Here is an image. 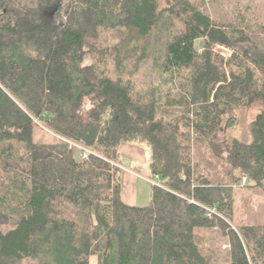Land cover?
I'll return each instance as SVG.
<instances>
[{
	"label": "trees",
	"instance_id": "obj_1",
	"mask_svg": "<svg viewBox=\"0 0 264 264\" xmlns=\"http://www.w3.org/2000/svg\"><path fill=\"white\" fill-rule=\"evenodd\" d=\"M216 2L0 0V264H264V224L232 226L242 177L264 182V22ZM122 141L151 149L145 206Z\"/></svg>",
	"mask_w": 264,
	"mask_h": 264
},
{
	"label": "rangeland",
	"instance_id": "obj_2",
	"mask_svg": "<svg viewBox=\"0 0 264 264\" xmlns=\"http://www.w3.org/2000/svg\"><path fill=\"white\" fill-rule=\"evenodd\" d=\"M213 8H210L212 16L217 19H229L242 16L245 22L253 25L264 22V0H217ZM199 47V41L196 42ZM216 49L224 56L230 54V49L217 46ZM141 71L137 76L136 86H140L139 79ZM141 82V81H140ZM259 108L253 106L250 109L241 108L237 112V122L230 128L229 137H247L249 139V124L255 117ZM38 136H42V129L37 130ZM118 178L120 183V196L124 203L135 206H145L150 202L152 181L159 183L149 169L151 149L147 145L122 141L119 144ZM80 157V156H79ZM241 186L234 189V210L232 226L235 224H264V182L259 187H248L243 185L246 177H242ZM8 229L7 225H0V230ZM207 241L215 238L213 247H219L220 252L228 246L215 232L208 233ZM216 240H221L219 244ZM19 264H30V260L24 259ZM90 264H95L94 257Z\"/></svg>",
	"mask_w": 264,
	"mask_h": 264
},
{
	"label": "built area",
	"instance_id": "obj_3",
	"mask_svg": "<svg viewBox=\"0 0 264 264\" xmlns=\"http://www.w3.org/2000/svg\"><path fill=\"white\" fill-rule=\"evenodd\" d=\"M68 144H69V147L73 146L78 150L80 158H88V155L90 154L89 149H87V148H85L79 144L73 143L71 141H68ZM152 184L157 185L158 183L155 181H152Z\"/></svg>",
	"mask_w": 264,
	"mask_h": 264
}]
</instances>
